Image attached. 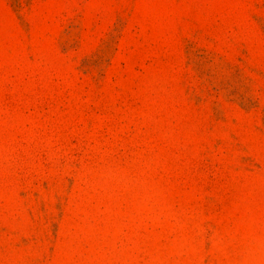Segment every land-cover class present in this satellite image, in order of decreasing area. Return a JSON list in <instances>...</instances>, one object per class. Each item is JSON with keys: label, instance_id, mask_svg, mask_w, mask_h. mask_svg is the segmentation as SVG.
Masks as SVG:
<instances>
[{"label": "rangeland", "instance_id": "374dc122", "mask_svg": "<svg viewBox=\"0 0 264 264\" xmlns=\"http://www.w3.org/2000/svg\"><path fill=\"white\" fill-rule=\"evenodd\" d=\"M0 264H264V0H0Z\"/></svg>", "mask_w": 264, "mask_h": 264}]
</instances>
